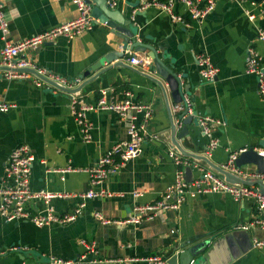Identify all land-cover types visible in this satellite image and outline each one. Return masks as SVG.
<instances>
[{"label":"crops","instance_id":"0c3cea01","mask_svg":"<svg viewBox=\"0 0 264 264\" xmlns=\"http://www.w3.org/2000/svg\"><path fill=\"white\" fill-rule=\"evenodd\" d=\"M141 2L118 0L111 14L122 22L132 9L139 39L156 46L165 61L175 66L182 86H188L184 97L189 100V113L195 111L197 118L213 119L210 128L217 140L213 150L208 148L209 139L196 122L189 126V138H177L182 147L205 155L224 168L234 151L248 146L261 150L258 142L264 140V98L258 93L255 75L246 72V62L252 51L264 65V44L257 40L258 30L264 29V0H214L213 9L201 22L190 20L184 5L176 3L175 12L189 21L188 26L172 22L155 6L142 8ZM0 8L8 24V32L0 33V49L6 42L43 32L78 15L72 0H0ZM96 21L91 29L73 38L59 36L19 54L13 58L15 65L21 59L28 60L67 80L80 79L95 59L115 48L111 41L121 40L105 23ZM125 50L128 53L123 60L127 62L133 51ZM200 53L207 55L217 69L213 81L199 76L196 55ZM136 54L145 56L146 52ZM10 67L16 68L13 64ZM135 67L148 69L145 65ZM92 74L90 71L79 84ZM104 88L114 89L119 96L130 90L135 101L149 106L151 116L146 129L157 137L146 138L136 157L123 162L99 184H92L88 169L97 164L106 150L128 138V118L106 110L86 112L90 129L85 140L70 111L71 95L46 83L37 85L32 76L7 79L5 71L0 70V103L14 104L0 112V186L5 183L4 168L10 152L17 145L26 144L34 156L30 188L71 194L52 198L48 205L40 199L30 200L26 204L30 213L43 214L48 206L59 215L70 212L80 202L78 194L90 189L108 194L88 198L81 214L66 224L36 226L25 218L7 221L0 215V264H49L50 256L77 260V264H144L123 259L161 255L166 260L176 242L205 239L214 244L213 264H226L227 260L228 264H264V247L253 244L255 239L264 240V208L252 198L236 201L227 193H204L187 197L178 209L165 210L138 224L101 221L125 218L136 205L159 199L172 186L179 169L168 156V151L176 148L168 136L169 119L161 89L132 70L116 67L85 84L76 96L94 103ZM167 100L174 112L168 89ZM141 119L138 114L137 122ZM185 158L223 178L205 162ZM68 165L79 170L66 173L64 180L51 171ZM254 168L245 165L230 171L249 176ZM199 174L192 165L191 180ZM242 226H246L244 231L252 248L234 258L223 236L243 229ZM81 240L93 242L95 251H87Z\"/></svg>","mask_w":264,"mask_h":264},{"label":"built area","instance_id":"2783aa9c","mask_svg":"<svg viewBox=\"0 0 264 264\" xmlns=\"http://www.w3.org/2000/svg\"><path fill=\"white\" fill-rule=\"evenodd\" d=\"M117 1L118 0H107L110 7H114L117 4ZM236 1L239 2L241 0ZM72 2L76 5L78 10V15L74 19L62 22L48 30L22 38L16 42H6L0 49V59L2 64L5 66H11L13 58H16L19 54L34 49L39 45L53 42L59 36L73 38L74 36L91 29L97 21L91 14L90 4L85 0H72ZM176 3L184 5L189 14L190 20L196 22H201L208 12L213 9L215 4L214 0H206L205 2H203V0H142L140 5H142V8L155 6L167 14L172 22L188 26L189 21L181 14L175 12L174 8ZM249 18H253V15H249ZM7 32L8 24L0 8V33L5 35ZM257 40L264 44V29L258 30ZM196 58L201 79L205 81H213L217 69L211 63L209 57L200 53L196 55ZM127 62L133 66L145 65V67H147L149 59L146 55L131 54L127 57ZM13 66L34 68L38 73L69 88L77 86L80 82V79L67 80L66 78H62L43 68L35 66L28 60L21 59L17 65ZM246 72L255 75L258 82V93L264 98V65L260 63L259 58L252 51H250L246 62ZM30 76L35 78L37 85L45 83L27 72H19L16 70L5 71V77L7 79L28 78ZM116 92L117 91L114 89L108 90L104 88L101 91V95L94 103H87L84 99L77 97L76 94H72L70 97V111L81 126L83 138L85 140L89 138L90 129V125L85 119V113L88 111H112L123 118H128L129 120L128 138L114 144L110 149L106 150L99 158L97 164L88 169L92 184H99L107 174L116 170L123 162L136 157L142 150L141 146L146 138L153 139L157 137L154 134L148 133L146 129L147 121L151 116L150 107L146 104L135 101L130 90L122 91L120 96L116 95ZM185 103L189 106V100L186 97ZM13 106L14 104L11 103H0V112H4L9 107ZM181 109L182 105L180 104H175L173 107L175 112H178ZM138 114L142 115L140 122H137ZM197 120L202 133L209 139L208 148L213 150L217 146V140L213 138L210 128V123L213 122V119L209 116H199ZM244 150L245 148L234 151L229 155L225 166L226 169L237 170L234 166V160L238 153ZM259 153L264 157L263 149L259 150ZM168 156L173 160L174 164L179 167V169L175 173L172 186L162 193L159 199L151 203L136 205L133 212L125 218L117 220L101 218V221L103 223L138 224L144 220H150L155 215L162 213L165 210L178 209L187 197L216 192L227 193L236 201L244 198H252L261 209L264 208V195L258 191L257 187L227 182L224 178L204 169L199 164L190 162V160L183 157L175 149H170L168 151ZM33 161L34 156L31 154L30 149L26 144L17 145L8 156L4 168L5 183L0 186V215L7 221L25 218L30 220L36 226H44L50 222L66 224L74 221L81 214L82 208L85 206V201L88 198L108 195L102 190L95 192L90 189L85 193L78 194L81 198L80 202L70 212L59 215L53 212L51 207L48 206L45 213L32 214L26 206L27 202L30 200L40 199L48 205L52 198L69 197L71 195L69 193H56L45 190L33 191L29 185L31 164ZM192 165L200 171V174L197 178L191 181H186L184 178V168L187 166L191 167ZM77 170H79V168L72 167L71 165L60 168H51V171L59 174L61 180L65 179L66 173ZM248 175L264 179V172L255 173L253 171ZM134 194L138 195L136 192ZM97 216L100 218L99 214H97ZM256 222H258V220H256ZM242 228L246 229V226H242ZM81 243L87 251H95V244L93 242L88 243L85 240H81ZM253 244L255 247H264V240L255 239ZM123 261L144 262V264H165L166 260L161 255H152L142 258L127 257L123 259ZM49 264H77V260L50 256Z\"/></svg>","mask_w":264,"mask_h":264},{"label":"water","instance_id":"95a60500","mask_svg":"<svg viewBox=\"0 0 264 264\" xmlns=\"http://www.w3.org/2000/svg\"><path fill=\"white\" fill-rule=\"evenodd\" d=\"M91 6V14L99 22L105 23L112 33L121 38L118 42L117 40L111 41L113 45V50L99 56L93 61L89 70L84 71L80 74V79L87 77L91 72L93 74L88 78H85L79 85L75 87H66L54 80L47 78L46 76L37 72L36 69L31 67H16L11 68L10 66L0 65V70L9 71L16 70L19 72H27L31 75L39 78L46 84L58 89L66 94H78L83 86L97 78H99L103 73L107 72L112 68H127L141 75L142 77L155 83L162 91L165 98L166 110L169 119V131L168 136L170 143L182 156L192 158L193 160L203 161L209 165L213 170L217 171L223 176L224 180L230 183L243 184L248 186H258V191L264 195V179L242 176L240 174L234 173L221 165L214 164L211 162L207 156L202 154H195L188 150H185L182 145L178 142L177 138H183L189 135V126L191 124L198 125V120L195 111L189 113V106L185 103L184 95L188 93V86H182L181 77L175 70V66L171 63H167L164 59L162 53L157 52V47L153 44L145 42L139 39V34L135 28V24L131 18V11L129 15L127 14L123 21H119L109 6L107 0H85ZM136 14L141 12L136 11ZM120 46L121 48H117ZM128 51H133L132 55H136V52H146V56L149 59L147 71L140 70L137 67L125 62L123 58L128 53ZM13 65L16 64L15 60L11 62ZM157 76H160L164 80L161 81ZM167 89L171 93L172 102L174 104L182 105V109L178 112H173L169 101L167 100ZM189 138V136H188ZM187 139V138H186ZM261 149L264 150V140H259L258 142ZM259 148L256 146H248L244 151L238 153L234 160V166L236 169H241L245 165H253L255 168L253 171L255 173L264 172V157L259 153ZM185 179L191 180V167L187 166L184 168ZM223 239H227L229 242L230 249L232 250V256L239 257L247 253L252 248L251 239L244 229H236L231 231ZM214 252V244H211V240L205 239L201 242H179L170 249V255L165 261V264H213L212 254ZM232 258V257H231ZM229 260L225 263L228 264Z\"/></svg>","mask_w":264,"mask_h":264},{"label":"trees","instance_id":"16d2710c","mask_svg":"<svg viewBox=\"0 0 264 264\" xmlns=\"http://www.w3.org/2000/svg\"><path fill=\"white\" fill-rule=\"evenodd\" d=\"M117 90H122V88H119V87H118V89H117Z\"/></svg>","mask_w":264,"mask_h":264}]
</instances>
